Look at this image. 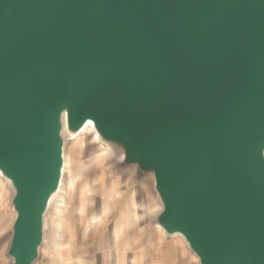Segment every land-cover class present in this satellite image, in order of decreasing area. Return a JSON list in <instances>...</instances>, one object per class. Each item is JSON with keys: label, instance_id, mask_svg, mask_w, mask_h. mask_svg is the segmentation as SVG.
I'll return each instance as SVG.
<instances>
[{"label": "water", "instance_id": "water-1", "mask_svg": "<svg viewBox=\"0 0 264 264\" xmlns=\"http://www.w3.org/2000/svg\"><path fill=\"white\" fill-rule=\"evenodd\" d=\"M71 134L155 177L199 264H264V0H0L8 256L35 264Z\"/></svg>", "mask_w": 264, "mask_h": 264}, {"label": "rangeland", "instance_id": "rangeland-1", "mask_svg": "<svg viewBox=\"0 0 264 264\" xmlns=\"http://www.w3.org/2000/svg\"><path fill=\"white\" fill-rule=\"evenodd\" d=\"M61 135L65 159L62 182L44 218V243L35 264H83L82 249L95 242L109 243L112 252L110 264H132L134 245L143 237L139 228L141 222L146 220L150 223L154 211L162 210L155 190V177L126 164L124 149L102 139L97 140L93 129L74 135L66 125ZM14 195L11 183L1 175L0 222L4 224L6 233L7 264H13L8 250L17 217L13 208ZM138 197L140 202L148 200V205L139 203L132 206L130 203ZM101 215H111L108 223L112 227L107 243L101 238L97 240L94 230L88 233L89 224L102 222L94 219ZM155 217L153 221L156 222ZM87 236L95 237L94 241L88 244ZM168 238L187 245L181 236Z\"/></svg>", "mask_w": 264, "mask_h": 264}, {"label": "crops", "instance_id": "crops-1", "mask_svg": "<svg viewBox=\"0 0 264 264\" xmlns=\"http://www.w3.org/2000/svg\"><path fill=\"white\" fill-rule=\"evenodd\" d=\"M147 186V185H145ZM137 199H133V202L130 204L132 206L139 205V203L147 204L148 200H143L140 202ZM132 200V199H131ZM160 210L156 209L154 214L150 218V223L148 221L141 222L142 224L139 226L141 231V235L143 236L140 242L134 245V262L132 264H199L197 257L190 251L188 245L184 244L182 241H179L175 238H168L165 236L160 227L157 225L155 221H153V217L158 215ZM111 215L107 216H99L94 219L100 220L102 222L94 224H89V231L94 230L96 232L97 240L101 238L103 242L108 238V233H110V229L112 226L108 223ZM156 218V217H155ZM142 221V220H141ZM132 227V226H131ZM130 227V228H131ZM138 230V228H137ZM98 232V234H97ZM112 232V231H111ZM88 235V234H87ZM95 239L87 236L85 240H88L90 244ZM6 233L4 224L0 222V264H7L6 258ZM109 244V243H108ZM108 244H90L89 248L82 249L83 259L81 263L83 264H110L111 258V249ZM116 255V253H115Z\"/></svg>", "mask_w": 264, "mask_h": 264}, {"label": "bare ground", "instance_id": "bare-ground-1", "mask_svg": "<svg viewBox=\"0 0 264 264\" xmlns=\"http://www.w3.org/2000/svg\"><path fill=\"white\" fill-rule=\"evenodd\" d=\"M63 122H64V127H66V125H67V121L63 118ZM88 128L89 129H93V132L96 134V136H97V140H101V137H100V135L97 133V131H96V129H95V126H94V122L92 121V120H90L87 124H86V126L82 129V130H80L79 132H77L76 134H81L82 132H84L85 131V129H87L88 130ZM75 135V134H74ZM65 160V159H64ZM64 164H65V161H64ZM2 174H0V176H1ZM2 177H3V175H2ZM7 181V180H6ZM8 182V181H7ZM10 183V182H9ZM59 190H60V188H59ZM56 195V194H55ZM55 195H54V197H53V199L55 198ZM53 199L51 200V202L53 201ZM50 202V203H51Z\"/></svg>", "mask_w": 264, "mask_h": 264}]
</instances>
